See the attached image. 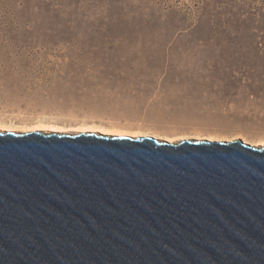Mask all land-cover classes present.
<instances>
[{
    "label": "rangeland",
    "instance_id": "rangeland-1",
    "mask_svg": "<svg viewBox=\"0 0 264 264\" xmlns=\"http://www.w3.org/2000/svg\"><path fill=\"white\" fill-rule=\"evenodd\" d=\"M97 126L264 146V0H0V130Z\"/></svg>",
    "mask_w": 264,
    "mask_h": 264
},
{
    "label": "water",
    "instance_id": "water-1",
    "mask_svg": "<svg viewBox=\"0 0 264 264\" xmlns=\"http://www.w3.org/2000/svg\"><path fill=\"white\" fill-rule=\"evenodd\" d=\"M0 264H264V146L0 131Z\"/></svg>",
    "mask_w": 264,
    "mask_h": 264
},
{
    "label": "bare ground",
    "instance_id": "bare-ground-1",
    "mask_svg": "<svg viewBox=\"0 0 264 264\" xmlns=\"http://www.w3.org/2000/svg\"><path fill=\"white\" fill-rule=\"evenodd\" d=\"M53 129L51 128H48V131H46L45 129H42L39 128V127H34L32 130L30 131H34V132H44V133H49L50 135H53V134H57V135H61V134H64L63 132L61 131H58L57 129H54V127H52ZM2 131V130H0ZM4 132V131H3ZM16 132V131H14ZM29 132V131H27ZM18 133H22V132H18ZM25 133V132H23ZM79 133H93V134H102V135H105L106 133H109V131H107L105 128H103L102 126H97L94 130L92 129H89L87 131H84V129H80V131H77L75 133H73L72 135H76V134H79ZM66 134V133H65ZM118 134V133H117ZM132 135L134 134H130V133H122V134H119V135H116V136H130V137H133ZM136 137H140V136H136ZM154 137H156L155 139L158 138V136L154 135ZM153 137V138H154ZM160 140V139H159ZM161 141H164V140H161ZM172 141L171 139L168 140V142Z\"/></svg>",
    "mask_w": 264,
    "mask_h": 264
}]
</instances>
